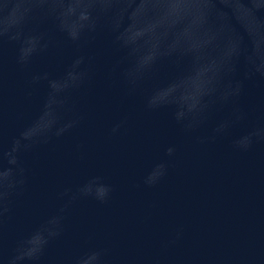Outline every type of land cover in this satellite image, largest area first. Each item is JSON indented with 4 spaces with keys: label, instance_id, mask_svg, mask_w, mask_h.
<instances>
[{
    "label": "water",
    "instance_id": "water-1",
    "mask_svg": "<svg viewBox=\"0 0 264 264\" xmlns=\"http://www.w3.org/2000/svg\"><path fill=\"white\" fill-rule=\"evenodd\" d=\"M0 264H264V0H0Z\"/></svg>",
    "mask_w": 264,
    "mask_h": 264
}]
</instances>
